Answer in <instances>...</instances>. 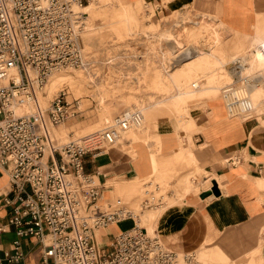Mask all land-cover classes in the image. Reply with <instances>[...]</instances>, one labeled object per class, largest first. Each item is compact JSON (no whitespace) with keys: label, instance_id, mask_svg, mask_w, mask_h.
<instances>
[{"label":"built area","instance_id":"1","mask_svg":"<svg viewBox=\"0 0 264 264\" xmlns=\"http://www.w3.org/2000/svg\"><path fill=\"white\" fill-rule=\"evenodd\" d=\"M73 1L0 0V171L9 172L13 194L6 199L13 215L7 226L0 224V233L11 227L19 239L35 238L44 248L45 264L49 260L52 264H180L179 257L166 250L158 237H150L140 228L119 234L109 247L95 246V228H107L121 215L102 214L93 227L87 224L86 218L107 188L96 185L92 174L86 173V159H96L95 153L114 138L108 135L109 142L103 137L82 147L71 143L49 155L44 165L46 146L38 118L14 119L5 110L29 85L26 66L38 72L43 85L53 71L81 65L82 24L74 14ZM12 69L20 72L21 82L10 75ZM6 80L9 84L3 86ZM65 96L60 95L50 110L56 125L80 115ZM138 115L131 117L137 119ZM127 119L123 117L122 124ZM23 259L18 240L0 264H19Z\"/></svg>","mask_w":264,"mask_h":264},{"label":"crops","instance_id":"2","mask_svg":"<svg viewBox=\"0 0 264 264\" xmlns=\"http://www.w3.org/2000/svg\"><path fill=\"white\" fill-rule=\"evenodd\" d=\"M217 11V17L201 16L216 23L222 22L230 29L231 38L225 41L222 49L230 50V54L235 56L242 54L245 49L259 48L264 43V0H220ZM89 12L86 11L87 14ZM174 14L175 17L184 15L182 11ZM91 21L93 25L92 18ZM197 44L201 49L206 46L204 41L194 46ZM244 58L242 56L232 60L228 71L233 73L235 65ZM262 72L255 70L249 79L237 77L240 84L232 83L231 79L228 88L247 91L253 96L252 90L264 85ZM248 81L251 82L249 85ZM193 105L197 107L193 109ZM228 107L226 98L217 91L194 94L188 110L192 129L188 134L181 133L183 146L180 142H166L167 148L158 154L160 166L168 176L185 169L190 171L182 172L179 184H184L189 177L191 180L192 174L199 170L201 179L209 177L210 181L217 183L220 195L204 192V187L198 186L197 190L187 194L183 191L173 192L170 198L175 201L171 205H159L148 211L164 209L157 219L156 231L153 232L170 251L178 254L196 253L198 256L203 254L206 264H264V125L259 123L257 117L247 120L241 118V115L231 117ZM166 112L172 113V110ZM194 112H198L197 117H194ZM260 117L264 123V110ZM179 124L182 125L180 120ZM167 125L171 130L162 133L174 134L176 124L170 121ZM260 128L262 130H258ZM160 143L155 142L156 145ZM142 155H146L149 161L147 153ZM229 156H237L239 165L227 164L226 158ZM109 159H104L108 160L104 162L91 157L86 159V173L94 175L97 182L107 188L104 205L110 199L109 189L114 186L111 185L114 181L130 180L135 176L137 179L147 177L132 163L115 159L114 156ZM113 188L121 201L133 192L136 206L139 205L137 197H143L139 183L116 184ZM11 190L8 174L0 171V224L3 226H7L13 215V207L6 204L7 198H13ZM104 205H101L103 211ZM120 225L125 228L129 226L125 230L110 226L112 237L109 245L116 236L132 229L130 226L133 222ZM18 240L21 241L24 253V259L19 264H45L43 246L35 238L19 239L11 227H6L0 233V261L5 260L7 252H13L14 243ZM102 245L103 242L100 248ZM49 264H52V260H49Z\"/></svg>","mask_w":264,"mask_h":264},{"label":"rangeland","instance_id":"3","mask_svg":"<svg viewBox=\"0 0 264 264\" xmlns=\"http://www.w3.org/2000/svg\"><path fill=\"white\" fill-rule=\"evenodd\" d=\"M105 1L108 0L100 1L99 7L104 6ZM111 1L114 2V7L121 11L120 19L122 22L118 27L119 30L117 31V29L111 27L107 30L105 29L101 33L97 27L103 18L101 11L96 10L90 11V14L85 13L87 17L86 30L91 24V18L93 20L92 26L96 27L95 30H91L90 32H86L85 30L86 35L84 33V41L87 46L85 48V52L87 53L85 57L87 61L85 62L88 64V68H82V71L85 70L86 74L82 73V71H78L58 76L70 77V81L59 85L58 90H62V88L69 89L72 95L66 94L64 98L68 103L70 102L69 104L72 108L80 107L81 109L79 112L81 113L78 118L68 120L65 123L67 124L65 127H62L65 124L61 126L56 125V127L59 128L57 133L53 134V139L56 144H63L68 140V135L73 139L76 138L75 136H81L95 130L104 129L112 124L117 116L125 112L139 111L138 109L134 110L133 107L127 110L118 107V98L114 90L115 83L113 80L117 77L114 73L115 71L120 72L118 73L119 75H123L121 80L124 83H129V77L131 74H135L133 72L137 69L138 63L146 62L143 63L142 66L148 65L147 70L150 79L157 82L159 73L163 68V64L161 63V60L163 61V55L178 49L194 50L198 48L200 50L201 46L198 44L196 46L194 45L203 41L207 34L212 33L214 29L217 28L214 20L204 18L201 15L217 17V8L220 0H176L173 3L170 0ZM89 2L90 0H80V3L85 6H88ZM176 11H182L184 15L175 17L174 13ZM166 16L170 17L165 18ZM215 32L217 33L215 37L219 39L220 35L217 31ZM230 38L231 36H228L224 40L227 41ZM224 40L220 46L215 48L216 52H220L215 53L217 59H213L211 55L205 54L201 57H197L193 61L191 70L170 73L171 81L169 83L164 80H159L158 83L160 85L158 84L155 90H150L147 95H143L139 98L142 105L148 104L151 98L158 102H162V107L167 110L177 101L174 94L181 89H187L189 91L190 86L198 84L216 85L221 82L224 85L227 84L229 79L227 78L229 63L237 57H242L246 54L253 55L254 51L258 48L254 50L248 48L245 49L242 54H235V56H233L230 54V50L222 49L225 44ZM174 68L170 69L171 72ZM57 78L52 80V84H49L45 90V96L40 99L41 109L45 110L49 100L52 99L51 95H53V89L55 88L53 84L56 82ZM231 79L232 83L240 84V79L234 74L231 75ZM58 90L54 92V95L57 94ZM102 91H106L109 95L105 104H102ZM66 92H68V90H66ZM61 93L60 95H62ZM217 93L226 97V95L223 94L224 91L218 90ZM252 95L255 100L264 101V85L252 90ZM74 99H81L80 101L82 103L78 104L80 101L75 102ZM164 101H166V103H164ZM108 105L112 108V112H110ZM194 107H197V105H193V109ZM175 110L176 115L172 117L171 121H173L176 126L178 125L177 129L179 131L178 136L180 140H178L174 134L167 135L162 133L170 129L169 126L155 128L153 130L154 137L152 143H154L153 146L156 147L158 154L162 152V149L167 148L166 142H180V145L183 146L181 133L188 134L191 131L183 132V125H185L186 121H189V105L177 106ZM263 110L264 107L258 114L259 117ZM193 114L194 117H197L198 112H194ZM2 118L3 116L1 119ZM178 120H180L182 125L179 124ZM143 130L144 128L140 131H136V133L141 135ZM130 136L132 135L130 134ZM155 142L161 143L156 145ZM119 146H116L117 148H107L104 150L103 160H101V157L98 160L104 162L110 160L109 158L114 156L115 159L132 163L136 168L139 167L137 169L146 173L147 177L143 176L137 179L135 176L130 180L119 179L111 183V185H132L139 183L142 186L143 197L141 195L137 197L139 202L138 206L129 207V205L121 201L119 197L115 195V188L112 186V190L109 189L110 199H108V202L104 205L105 210L99 212V209H97V214L99 215L105 214L106 211H110L111 208L118 207L120 204L122 211L134 213V222L135 220H149L151 213L158 210L156 209L154 212L148 210L153 207L156 208L159 205L167 203L172 204L175 201L173 198H170L171 193L183 191L184 194H187L190 191L197 190V187L200 186L194 184V182L190 180V177L185 180L184 184L178 183L179 177H181L184 172H190L188 169L181 172H174L168 176L160 166V155L156 153H149L148 150L139 148L137 149L138 158L128 159L119 155ZM109 152H111V154L106 157L105 155ZM144 153L148 154L149 161L146 155H142ZM192 178H201V172L196 170V172L192 174ZM106 186L108 187V185ZM179 199H181V197ZM140 206L142 208H140ZM136 227V225H133L131 228ZM121 228L125 230L128 226L125 228L121 225L118 229L121 230ZM144 228L149 232L156 231L152 226H144ZM105 232L106 233L102 236V246L104 247L109 245L110 237H112L110 228L105 230ZM199 261L200 264H206V259L203 254L199 255Z\"/></svg>","mask_w":264,"mask_h":264},{"label":"bare ground","instance_id":"4","mask_svg":"<svg viewBox=\"0 0 264 264\" xmlns=\"http://www.w3.org/2000/svg\"><path fill=\"white\" fill-rule=\"evenodd\" d=\"M102 0H90L89 5L85 6L80 3V0H74L72 7L74 14L79 17V22L82 24V28L80 30V39H81V55H82V63L79 67H65V68H60L55 71H53L47 78V81L41 85L39 80H38V72L33 70L32 68L26 66V72L27 76L29 79V85L26 88V90L22 91L20 95L15 97L8 103L5 107V110L7 112H11L10 115L14 119H19V118H30V117H37L39 120V132L40 135L44 136V143H45V158L43 159L42 163L44 165L47 164L48 162V157L51 154H54L56 150H63L66 146H68L71 143H75L77 146H87L89 141H92L94 139L102 140V138H106L108 141V135L110 137L114 138L113 143L110 144H104L102 147V150L100 152L95 153V158L98 160L104 153V150L107 148H113L116 146L118 147V152L120 153L119 155L126 157L128 159L130 158H138L137 154V149H145L148 150L149 153H156V147L153 146L152 139H153V130L155 128L163 127V126H168L167 124L172 120V117L176 115V110L175 108L177 106H185L189 105L191 101L194 99V94H198L200 92H216L218 90L224 91V94L226 95V100L228 102V108H229V113L232 116H239L241 115V118L243 117L245 120L250 119L251 117H257L258 121L260 124L264 125L262 122V118L259 117V113L264 107V101L261 100H255L253 96H250L247 91H235L232 90L229 87V83L231 82V75L234 74L238 78L242 79H249L251 75L256 71H263L264 73V43L260 42V47L254 51L253 57L249 55H245V58L243 61H239L238 64L235 65L234 67V72L231 73L228 71V83L223 84L220 83L219 85H214V84H198L195 86H190L189 91L187 89H181L179 90L176 94H174L175 99L177 100L169 109L172 110V113H167L166 111L169 112V109H165L162 107V102H158L154 99L149 100V103L146 105H142L141 100L139 99L143 95H147V93L150 90H155L156 87L158 86V81L159 80H164L167 81L168 83L171 81V76L170 73H175L178 71H189L192 69V63L197 57H201L205 54L211 55V58H216L217 53L215 51V48L220 46L223 42L224 39H226L228 36H231L230 34V29L226 27L222 22L215 23L217 28L214 29L212 33L207 34L204 37V42L206 46L204 49H178L174 51H170L169 53L167 52L165 55H163V61L161 60V63L163 64V68L161 69L158 77V81H153L150 79V76L148 75V65L142 66L143 63L146 62H141L138 63L137 69L135 70V74H131L129 77V83H124L121 79L123 75H119L118 71H115V76L116 78L114 80V90L116 93V96L118 98V107L124 108L125 110L131 109L133 107L134 110L138 109L139 111H128L120 116H117L112 124L107 126L104 129L101 130H95L93 132L81 135V136H75L76 138L71 139V137L68 135V140H66L63 144H56L54 139H53V134L57 133L58 129L56 127V124H54L50 118V110L52 108L53 102L59 97L58 95L61 94H70L72 95L71 91L69 89L62 88L58 90V86L68 83L70 81V77L68 76H62L58 77L62 74H67V73H73V72H78L82 71L84 68H88V64H86L85 61L87 53L86 51V44L84 41V37L86 35V32H90L91 30H95L96 27H92V21L90 26L86 30V24H87V17H86V11H96L100 10L103 18L101 22L98 24L99 31L102 33L105 29L107 30L108 28H115L117 31L119 30L118 27L121 25L122 20L120 19V10L116 9L114 7V2L111 0L105 1L104 6L99 7V2ZM172 3L175 2L176 0H170ZM86 7V9H85ZM98 7V8H96ZM86 10V11H85ZM111 17V18H110ZM74 19L76 17L74 16ZM91 28V29H90ZM86 30V32H85ZM220 35L219 39H217L216 32ZM85 33V35H84ZM225 41V40H224ZM259 42V41H258ZM220 53V52H218ZM214 54V55H213ZM217 59V58H216ZM197 61V60H196ZM237 66V68H236ZM129 67V66H128ZM175 67V68H174ZM229 67L230 64H229ZM83 68V69H82ZM145 68V69H144ZM171 68H174L173 71L171 72ZM114 71V70H113ZM82 73L86 74V71H82ZM113 74V73H112ZM10 75L14 76L16 81L21 82L22 77L20 72L17 69H12L10 71ZM58 77V78H57ZM89 77V76H87ZM54 78H57L56 82L53 84L55 88L53 91H57V94L51 95V98L48 102L47 108L41 109L40 107V99L45 96V90L48 87L49 84H52V80ZM92 78V77H91ZM227 82V81H226ZM248 85L251 83L250 81L247 82ZM9 82L8 80L3 82V86H8ZM160 85V84H159ZM194 88V89H192ZM201 88V89H200ZM64 89V90H63ZM68 90V92H66ZM162 90V89H161ZM177 90V89H176ZM155 92V91H154ZM109 95L106 91L101 92V99L102 104H105V102L108 100ZM75 102L80 101L81 99H74ZM213 102V101H212ZM70 103V102H69ZM82 102L80 101L78 104H81ZM166 103V101H164ZM177 104V106H176ZM109 106L110 112H112V108ZM175 108H174V107ZM76 107V106H75ZM81 108L78 107V110ZM35 110V112H34ZM43 110V111H42ZM250 111V113H249ZM81 113V112H80ZM139 114L137 116V119H133L131 117V114ZM47 117V119H46ZM123 117H127L128 119L125 120L126 123H123V120H121ZM72 118H78V117H71L67 119L66 121L60 123L59 125L65 124L68 120ZM121 120V121H120ZM190 121V122H189ZM189 121L185 122L183 132H187L192 129V124H191V119ZM179 122V120H178ZM262 122V123H261ZM173 124V123H172ZM2 125V122L0 121V126ZM67 126V124L63 125L62 127ZM125 126V127H124ZM174 127V125H173ZM143 130L141 135H138L136 131ZM178 125L176 126V130L174 132V136L180 140L178 136ZM171 130V129H170ZM258 130H262L261 128ZM134 132V133H133ZM130 134L132 136H130ZM141 136V137H140ZM143 136V137H142ZM71 139V140H70ZM109 142V141H108ZM117 148V147H116ZM182 148V147H181ZM111 154V152L107 153L105 156L108 157ZM157 156V155H156ZM239 158L237 156H229L226 158V163L231 164V165H239ZM8 174L9 179L10 175L9 172H5ZM93 179L95 181L96 185H99V183L96 180V177L94 175ZM205 179V180H204ZM192 178L191 181L194 182L196 185L203 186V191L204 192H211L213 193L214 190L216 189L220 195V190L219 186H217V183H213L210 181V178ZM218 195V196H219ZM105 200V197L103 195V198L100 200L99 204L97 205L96 208H93L92 212L86 218V222L89 226H94L95 224V219L98 218L100 215L97 214V209H99V212H102L101 205L103 206V202ZM128 200V201H126ZM126 200H122L124 203L129 205V207H136V202H134V193L129 195ZM171 205V204H170ZM120 204L118 207L111 208L109 212H105L106 215H113V214H119L120 219L118 221H115L114 224L111 226L120 228L121 223H130L133 222V225H136V228L128 229L129 231H133L135 229H144L150 237H158L155 232H149L144 228V226L148 227H154L156 229V222L157 219L159 218L160 214L163 212L164 209L156 211L154 213H151V217L149 220H135L134 213H129L126 211H122L120 208ZM102 215V214H101ZM80 222V220H79ZM130 225V224H129ZM128 225V226H129ZM132 225V226H133ZM130 226V228L132 227ZM110 227V226H109ZM109 227L105 228H95L94 231V236H96V242L95 246L97 248H100L101 242H102V234H104L105 230H107ZM122 230V228H121ZM127 230V231H128ZM126 232V231H125ZM81 230L79 229V223L76 222V235H80ZM159 238V237H158ZM160 240V238H159ZM161 242V240H160ZM162 244V242H161ZM163 245V244H162ZM164 246V245H163ZM102 247V246H101ZM164 248L168 250L165 246ZM169 252H172L176 254L179 257V262L180 264H187V262H191L190 264H200L199 261V256L196 253H186V254H178L173 251L168 250ZM186 256L191 257L189 261H186Z\"/></svg>","mask_w":264,"mask_h":264},{"label":"water","instance_id":"5","mask_svg":"<svg viewBox=\"0 0 264 264\" xmlns=\"http://www.w3.org/2000/svg\"><path fill=\"white\" fill-rule=\"evenodd\" d=\"M213 194L216 195V196L219 195V193H218V191L216 189L214 190Z\"/></svg>","mask_w":264,"mask_h":264}]
</instances>
